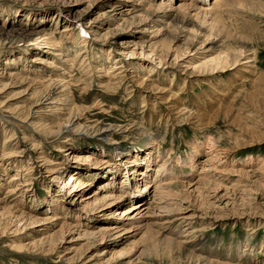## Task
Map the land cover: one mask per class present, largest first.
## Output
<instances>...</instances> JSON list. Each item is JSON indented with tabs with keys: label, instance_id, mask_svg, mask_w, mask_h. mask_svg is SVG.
I'll use <instances>...</instances> for the list:
<instances>
[{
	"label": "rangeland",
	"instance_id": "374dc122",
	"mask_svg": "<svg viewBox=\"0 0 264 264\" xmlns=\"http://www.w3.org/2000/svg\"><path fill=\"white\" fill-rule=\"evenodd\" d=\"M116 1L0 0V163L6 169L0 170L5 173L0 177L5 184L0 188V264H116L126 260L114 255L123 246L130 247L133 258L137 257L149 244L148 238L142 240L144 229H137V223L131 229V224H125V229L102 242L80 235L87 224L92 226L90 218L97 229L127 221L112 213L132 203L150 201L152 195L144 199L146 195L136 191L132 199L126 194L105 209L86 212L78 221L69 217L67 222L75 224L70 226V233L68 229L64 237L54 236L51 233L59 231L63 219L53 221L52 195L70 211L82 202L72 198L76 192L68 194L52 168L64 160L67 175L76 168L84 181L97 185L108 179V167L115 162L120 165L115 185L103 190L116 192L124 180L136 176H125V158L139 152L145 155L150 149L155 153L153 158L160 155L158 160L169 167L168 173H175L174 178L163 182L169 191L167 202L173 208L146 209L149 217L145 219L150 220L158 236L186 242L181 249L158 241L157 250L142 253L138 264H264V0H254L259 7L250 0L255 6L245 3V7L222 17L225 25L222 19L219 24L224 25L220 24L224 43L216 44L212 37L203 46L197 44L199 50L183 56L186 65L203 62L230 44L239 49L245 44V50L250 49L247 54L252 56L251 62L244 57L235 69L229 67L215 74L185 72L178 64L169 63L176 47L190 45L178 39L169 38L170 49L160 47L166 48L165 65L141 53V48L147 51V43L150 46L154 39L140 31L142 26L118 32L116 27L122 22L119 12L129 7L115 9ZM133 2H127L131 8ZM178 2L171 3L176 6ZM125 9L123 15L127 17ZM75 18H80L81 30L74 24L67 26V21ZM123 23L126 27L127 22ZM22 27L29 31L43 29L47 35L56 36L65 49L63 60L38 46L26 52L25 40L33 36H20ZM4 29L8 32L3 33ZM78 33L84 41L79 42ZM241 33L242 40L237 36ZM156 39L167 43L165 35ZM122 40L133 41L125 51L135 49L134 54L119 50ZM135 42L139 44L133 45ZM38 54L52 59L49 63L34 62ZM54 64H63L60 66L68 68L67 73L56 71ZM96 65L102 70L96 71ZM55 100L62 108L59 112L51 109ZM75 115L71 126V116ZM150 136L157 140L153 145L158 143L153 148L149 147ZM37 146L43 149L36 150ZM71 152H91L92 156L77 166L76 161H81L72 158ZM127 153L131 155L126 157ZM190 155L195 157L194 167L184 161ZM203 168L209 169V175L202 172ZM15 175L18 177L12 182L18 183L14 191L11 189L16 183L12 185L10 178ZM144 183L140 181L138 189H143ZM95 191V186H88L83 194ZM159 202L156 199L151 204ZM33 215L48 219L32 224ZM193 230L194 239L203 240L196 246L187 242L193 240L187 235ZM113 255L117 260L114 263Z\"/></svg>",
	"mask_w": 264,
	"mask_h": 264
},
{
	"label": "bare ground",
	"instance_id": "6f19581e",
	"mask_svg": "<svg viewBox=\"0 0 264 264\" xmlns=\"http://www.w3.org/2000/svg\"><path fill=\"white\" fill-rule=\"evenodd\" d=\"M129 1L125 2V1L117 0L115 2L116 3L115 6H114L115 9H122L125 6L129 7L128 9L124 8L125 10H128L126 14H128L129 16L125 17L123 15L124 9L119 12V15L122 18L120 20L122 22L118 23V25L116 27V30H118V32H120V31L125 30V29H129L130 30V28H132L134 26H136L138 28L140 26H142L140 31L144 32V34L148 33V35H150V37L152 39H154L153 41H155V42H153V41L150 42V46H149V42H148L146 47H149V49L147 51H143L145 49L144 46H143L141 48V50H142L141 53H145L146 55L149 54L148 56L152 57V59L155 57L156 58L155 61L158 60V64H164V65L167 64L166 60H167L168 56H167V53L165 54L166 48H164L162 50V48H160V47L166 46L168 49H170L171 45H169V43H170L171 39H169V38L178 39V40H180L183 43L186 42L184 44H190V45H187L186 47L182 46L183 49L181 47L180 48L173 47V50L175 48V51L172 52L173 55L175 54L174 55V59H173V62H169L171 64L174 63L175 65L178 64L177 66L182 67V69L185 70V72H188V70L189 71L193 70V71H200L201 73L208 72V73L215 74L217 72H220V70L225 72L226 69L229 68V67H232V68L235 69L236 67H238L237 64L240 63V60L242 58H244V57L246 58V62H248V61L251 62L250 58H252V56L248 55L249 53L247 54V51H249L250 49H248V47H247L248 50H245L246 49L245 46H244L245 44L241 45L240 49L236 48V47L232 48V47H230L231 44L230 45L228 44L229 47H227L224 51H222L220 49L219 51H217L216 54L212 55L210 58L203 59L204 61L200 62V63H195V62L191 61L190 64H186L185 65L184 61H183L184 60L183 56H185L186 53H190V51H192V50H195V51L197 49L199 50V48H195V46L197 44H199L200 46H203L206 42L212 41V37L214 38L213 39L214 43H216V44H218L219 42L224 43L225 40H224V38H222L224 36L223 35V30H222L223 28L221 26V25L224 24L222 17H224V15H226V14H230L231 15L233 12L235 13V11L240 6L243 8L245 3L246 4H248V3L250 4L251 1H253V3L257 7H259L260 3L256 4L257 3V2L255 3L256 0L255 1L254 0H251V1L250 0H213V1H209V0H179L178 4L176 6L172 4L173 0H166V1H162L161 0L160 2H158V0H134L133 5H135V6H133V8H131L129 6V4L127 3ZM257 1L261 2V0H257ZM250 5H252V4H250ZM255 5H252V6H255ZM263 5H264V3H263ZM221 19H222L223 24L220 23L221 24L220 25L219 22H221ZM73 20H75V21H73V22L71 20L67 21V22H70L69 25H67V26H70V25L74 24L73 26L76 25L81 30L82 27L80 25L82 23H81L80 18H75ZM123 22H127V25L129 23V26L126 25V27H127L126 28ZM130 24H132V25H130ZM225 27H224V29H225ZM21 30L22 31H20L21 33L19 34L20 36H25V35H26L25 37L33 36L32 39L29 37L30 40L29 39L25 40L26 43L24 45V47H25L24 49L26 50V52H28L31 48L35 49V47L38 46V47L42 48L45 53L49 52L50 54H53L54 57H57L58 60H60V59L63 60V58L65 56V54H64L65 53L64 52L65 49L63 48L62 45L58 44V42L56 41V36L47 35L48 33L43 31V29H40V30H37V31L36 30L35 31H29L30 29L27 30V28L22 27ZM25 30H27L28 32L25 31ZM6 31H7L6 29L2 30L3 33H7L8 32V31L7 32ZM65 31H68V30L65 29ZM224 33H225V31H224ZM161 35H163V36L165 35V38H167V43L166 44H161V41L164 40V39L156 41L157 40L156 38H158ZM229 35L231 36L230 33H229ZM241 35H242V33L240 35H237L238 38H240V39L243 38V35L242 36ZM200 38H202V39L199 40ZM78 39H79V42L80 41H84V39L81 38L79 33H78ZM152 39H150V40H152ZM247 39L250 41V37L247 38ZM146 40L147 39H145L144 42H146ZM249 41H248V43H249ZM130 42L133 43V41H127V40L124 41V40H122V42L120 43L121 48H119V50H121V51H123V52H125L127 54L128 53L134 54L135 53V49H132V51H130V52L125 51L127 48H129V44L131 45ZM137 44H139V43L135 42L133 45H137ZM143 45H144V43H143ZM220 46H221V44H220ZM225 47H226V45H225ZM50 49H51V51H50ZM212 49H213V47L210 48L209 50H212ZM149 50H151V52H149ZM51 59L52 58H41L40 54L35 55L33 57V61L37 62V63H43V62L49 63L51 61ZM151 61H153V60H151ZM200 61H202V60L200 59ZM60 65L64 66L63 64H60ZM60 65H55V66H52V67H55L54 69H56V71H58V70L62 69ZM154 68L155 67L152 66V69H154ZM152 69H150V71ZM62 70L64 72H66L68 70V68L64 67ZM95 70L96 71H100V70H102V68L100 67V65H96V69ZM42 71H44V70H42ZM110 71L111 70L109 69V72ZM52 81H51V83H52ZM56 103H59V102L57 100H55V104L52 106L53 108H51V109L55 108L54 111L57 109V111H55V112H59L62 108H59V106ZM73 117L71 116V120L69 119L70 120L69 125H71V126L74 124V119H75L76 115L73 116ZM71 126L70 127L68 126V127L71 128ZM61 130H62L61 128L58 129V131H61ZM70 131H71V129H70ZM45 132L49 133L50 131L46 130ZM153 142H157V140H156L155 137L150 136L149 147L153 148V146L155 144L158 145V143H155L153 145L152 144ZM207 146H205L204 148H207ZM35 149L37 150V149H43V148H40L39 146H37ZM150 150H147L145 155L143 153L141 154L140 152L136 153L135 157L133 155L129 154V153H127L125 155L126 157L128 155L129 156L131 155V158L129 157L130 159H126L125 158V162H124V165H125V169H124L125 176L127 174H128L129 177H131L134 174L136 176H134V178H129V179L124 180V182H126L127 184L131 183L132 187L131 186L123 187V185H122L124 183L123 182L121 185L118 186L120 188H118V189L116 188V190H117L116 192H114L113 190L105 191L103 189L107 188V187H113L115 185V181H116V180H114L115 176H116L117 173L120 172V168H119L120 165L119 164L114 162L113 165L108 167V169H109L107 171L108 179L107 178L105 180L103 179V181L98 183L97 185H92L93 183H91L89 180L88 181H84L83 180L82 173L79 172L78 170L75 171L76 168H73L72 173H69L67 175L68 168L65 166L64 160H62L60 162H56L57 164L54 166V168H52V170H53V172L55 174V179H57L59 181L62 180L61 185H63L64 188L65 187L67 188L68 194H72L73 192H76L75 195L72 198L76 199L78 201L80 200L82 203L79 202L78 205H74L73 207H71V208H74V209L70 211V209L66 208V206L63 204V202H61V200L59 198H57V197L55 198V196L52 195V197H53L52 201L54 203V207L53 208L55 210L54 211V215H53L54 216L53 221H57L59 219H63V220L61 221L62 224L59 227V231L57 230V232H53L51 234L55 233L54 236H59V237L62 236V237H64L63 235H65L66 231H68V229L71 228L70 226L71 225L75 226V224H72L71 222L70 223L67 222L69 217L76 219L75 221H78V220H80L81 216H83V215L86 216V212L96 211L97 208H99V207L107 208V207L111 206L114 202H116L117 199L122 198L124 195L127 194L126 196H127V199H128L129 196H130L129 198H131V196L133 194H135L136 191H138V192H142V196L143 197L146 195L144 199L149 198L148 196L152 195V196H150L151 200L150 199H149L150 201H146L145 200L146 201L145 203L144 202L143 203L142 202H140V203L137 202L135 204L132 203L130 205V207H128V208H126V209H124L122 211L120 210V211H116L115 213H112L113 215H118L121 218L123 216H124V218L126 217L127 221H121V222H118V221L116 222L115 221V222L111 223L109 226H103V227L101 226V227H99L97 229V228H93V227H95L96 223H94V219L90 218L89 219L90 222H88V223H93L92 226L87 224L84 234H82L80 236H83V238L88 239V240L89 239H93V241L94 240L95 241L100 240L102 242L107 237L113 236L115 234V232L117 233L118 230L125 229L124 228L125 224H127V223L131 224V227H130V229H131V228H134V227H132V224L135 225V223H137V225H136V226H138L137 229L138 228L139 229L140 228L144 229V234H143V239L142 240H145L146 238L149 239L148 246L146 248H143L142 251L140 252V254L137 257H135V258H133V255L129 251L130 247L123 246L124 248H121V250H118L117 252H115L114 255H116L118 257H123L126 260L123 261V259H122L116 264H122V263H125V264H138V262L141 260L140 255L142 253L146 254L149 251H154V250L156 251L157 250V247L159 245L157 243L158 241H161V243L164 242L168 246H173V247L175 246L176 248L177 247L181 248L182 245L184 244V242H186V241H182V240L179 241V239L174 238V237H163L164 235L163 236H158V232L155 231V229L151 228L152 225H150V223H149L150 220L146 221V219H145V218L149 217L148 216L149 215L148 214L149 211L148 210L145 211L146 209H152L153 207L154 208L157 207V208H160V209H162V208H166L167 209V208L172 207L167 202L169 200L170 196H169V193H168L169 191L166 190L168 188L163 184V182L165 180H168V178H170V179L174 178V175H175L174 172L168 173V171H169L168 168L169 167L167 168L164 164H160V161L158 160L160 155H158L155 158H153L152 156L155 153H153L152 150L151 151ZM198 151H200V149ZM68 153H69V151L66 150V154H68ZM71 153H73V152H71ZM73 154H74V156L72 157V155H71L70 157L74 158L75 160L79 159L80 161L81 160L85 161L87 159H91V156H92L91 152H86V153H82V152L78 153V152H76V153H73ZM188 159H189L188 161L187 160H184V161L186 163L188 162V164L190 166L194 167L195 164H196V162L194 161L195 157L190 155ZM40 160H42V158L39 159L38 161H40ZM178 160L176 159V161H178ZM206 163H207V161H206ZM75 164H77V166H79L80 164H83V162L82 161L81 162H77L76 161ZM205 165H207V164H205ZM3 166H4V163H0V168H1L0 170L2 172H6L5 171L6 169ZM207 166H210V165H207ZM144 167H145L146 170H142ZM202 167H204V166H202ZM208 168H206V169L203 168L202 172H207V170L209 171ZM151 171H153V172L151 174H149ZM153 173H155L154 177L152 175ZM207 173H206V175H207ZM4 175H5V173H1L0 172V177H3ZM89 175L92 176L93 173H90ZM208 175H209V173H208ZM109 176H112V177L109 178ZM164 176L166 178H164ZM204 176H205V174H204ZM17 177H18L17 175L11 176V178H10L11 181L10 182H12L13 179H17ZM97 177L99 178L101 176L98 175ZM153 178H154V180H153ZM207 178H209V177H207ZM147 179L149 180L148 182H146ZM201 179L203 180V178H201ZM156 180H157V182H155ZM7 181H9V180H7ZM140 181L141 182L145 181L143 189H138V187L140 186V184H139ZM14 183H16V185H15V187H16L18 182L14 181V182H12V185ZM28 184L29 183H26V186ZM215 184H216V182H215ZM4 185L5 184H3L1 182L0 188H1V186H4ZM88 186H95L96 191L93 194H90V195L86 196L85 194H83V192L85 191V189H87ZM11 187H13V186H11ZM15 187L12 188L11 190H14V191L17 190V187L16 188ZM168 187L170 188V186H168ZM216 187H218V186H216ZM171 195L173 196L174 194H171ZM178 195H175V196H178ZM89 198H92V199H89ZM73 199L70 200V202L73 203L74 202ZM156 199L159 200L160 202H159V204L157 203V205L155 204V206H153L154 204L152 205L151 203H152V201H155ZM45 201H46V199H45ZM172 201H173V199H172ZM6 204H9V203H6ZM176 205H177V203H176ZM65 208H66V213H63V215H62L61 211L64 210ZM172 208H171V211H172ZM3 210H5V208ZM7 211H8V209H7ZM9 212H11V210H9ZM23 214H24V212H22V216H23ZM29 216H31V215H29ZM33 216H34V221H33L32 224H35L36 222H39V221H41L43 219H48V217L41 219V218H39L36 215H33ZM178 216H180V215H178ZM15 217H17V216H15ZM49 219H50V216H49ZM50 220H52V219H50ZM20 221L21 220H19V222ZM180 221L182 222V220H180ZM44 222H46V220ZM190 222L188 221L187 224L191 225ZM53 223H55V222H53ZM71 230L72 229L69 230V233H70ZM112 231H114V233H111ZM193 232H194V230L190 231V233L186 232L187 235L189 236V238L193 239V240H191V241L189 240L187 242L189 244L194 245V246H196L198 244H201V242L203 240L201 238L200 239H197V238L194 239L195 236H194ZM159 234H161V233H159ZM47 235H49V234H47ZM52 236H51V240H52ZM41 238H43V237H41ZM47 241H50V240H47ZM93 241L90 240V243H93ZM55 242H57V241H55ZM61 242H60V244H61ZM43 243H45V242H43ZM188 243H187V245H188ZM54 246H55V244H54ZM174 248H173V250H174ZM48 249L50 250L49 246H48ZM146 249H147V251H146ZM181 249H184V248H181ZM189 250H191V249L189 248ZM176 253H180V252L176 251ZM114 255H113V258H114L113 263L117 261L116 257ZM176 257H179V254ZM194 257H196V256H194ZM169 259H170V257H169ZM198 259H199V257H198ZM207 262H210V259ZM211 262H212V260H211ZM108 264H112V263L110 262ZM211 264H213V262ZM224 264H226V263H224Z\"/></svg>",
	"mask_w": 264,
	"mask_h": 264
}]
</instances>
